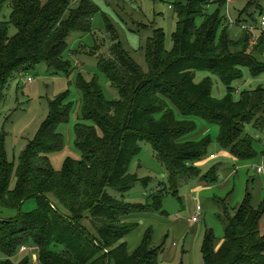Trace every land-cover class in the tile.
<instances>
[{
  "label": "trees",
  "instance_id": "1",
  "mask_svg": "<svg viewBox=\"0 0 264 264\" xmlns=\"http://www.w3.org/2000/svg\"><path fill=\"white\" fill-rule=\"evenodd\" d=\"M6 1L12 13L8 20L0 18V101L16 72L25 73L43 62L55 73L67 72L64 50L69 39L91 32L99 11L93 0ZM4 2L0 1V15ZM211 4L217 5L214 12L208 11ZM225 7L226 0L180 3L174 47L168 50L164 30L154 29L145 48L148 71L126 52L108 19V30L116 42L99 66L119 89L120 99L108 101L97 78L88 81L79 75L83 119L92 122L77 123L75 128L81 159L68 157L61 169L51 161L52 154L65 148L58 126L69 120L70 92L52 102L48 118L18 164L9 160L6 134L0 132L2 251L11 257L24 246L38 248L39 264H166L165 244L151 245L152 230L132 253L126 242H120L130 230L124 227L123 216L143 205L113 196L108 188L123 194L140 180L130 167L144 140L151 142L165 162L174 192L195 178L204 185L217 183L218 166L203 174L195 164L207 155L211 138H186L196 128L197 119L219 125L217 140L233 156L241 160L255 156V140L245 125L254 123L264 130V85L242 91L236 99L235 84L242 79L243 68L252 76L264 73V35L254 40L248 30L232 33L227 16L222 15ZM199 16L203 17L200 24ZM248 16L253 23L259 20L254 13ZM241 22L237 20L238 25ZM12 25L17 32L11 36ZM199 72L209 75L198 81ZM212 76L226 86L224 97L214 94ZM160 195L154 201L161 205ZM32 198L39 200L40 207L23 211ZM14 209L16 215L3 216L5 210ZM227 215L226 236L219 250L214 232L206 235L205 264H264V201L255 205L249 193L234 214ZM84 218L90 220L94 235L83 226ZM0 264H29V258L18 263L7 258Z\"/></svg>",
  "mask_w": 264,
  "mask_h": 264
},
{
  "label": "rangeland",
  "instance_id": "2",
  "mask_svg": "<svg viewBox=\"0 0 264 264\" xmlns=\"http://www.w3.org/2000/svg\"><path fill=\"white\" fill-rule=\"evenodd\" d=\"M1 1V0H0ZM188 0H93L99 11L93 18L92 31L82 35H73L64 50V57L69 62L67 72L55 73L47 63L43 62L25 73L16 72L9 78L5 98L0 101V132L6 134V151L11 162L18 164L21 153L30 141L35 139L40 128L48 118L52 102L66 92H70L73 102L72 111L67 122L58 126V131L64 135L65 148L61 152L51 155V161L56 169H61L66 158L81 159L82 153L75 143V128L77 123H92L84 120L82 114V93L78 88V78L82 74L91 81L97 78L105 98L108 101L120 99L119 89L112 84L107 74L99 66L102 56H110L112 45L116 42L113 34L108 30V19L115 30L126 52L142 67L149 70L145 48L153 37L154 29L162 28L165 32L166 48L174 47L173 34L178 26L177 6ZM258 2V3H257ZM264 11V0H235L230 5V17L236 22L247 21L253 23L248 14L254 13L260 19V8ZM217 9L216 4L208 7L209 12ZM246 11V12H245ZM12 8L5 0L0 18L8 20ZM222 15L227 16L226 8ZM203 17L197 18L198 23ZM231 32H239L235 25L230 26ZM17 29L11 26L10 35ZM260 53V58H261ZM209 75L205 72L197 74V80ZM29 77L33 80L29 81ZM213 77V92L217 97H224L226 86L216 76ZM264 85V73L252 76L248 68H243V77L236 86L235 98L248 89H256ZM220 128L216 123L197 119L196 128L186 138L200 140L205 136L211 138L208 153L202 160L195 162L202 168L203 174L218 166L219 180L212 185H204L199 178L183 182L178 192L170 186L166 164L162 161L153 145L148 140L141 143V150L134 158L130 172L139 175L140 180L127 193H120L114 188L108 192L120 199L143 206L126 216H123L124 227L130 229L120 242H126L130 253L141 244L151 230L152 244H165L166 253L163 257L166 264H205L203 245L208 231H213L216 250H219L226 236V221L228 212L235 210L250 193L255 205L264 201V173L258 172L264 166V130L254 123H247L245 131L255 140L256 154L246 160L238 159L228 150H224L217 138ZM215 154L216 158H211ZM149 178L145 183L143 180ZM16 184L13 178L12 187ZM202 184V185H201ZM161 194V205L156 204L154 198ZM197 197L203 210L198 222H193ZM53 203L57 201L51 196ZM160 205V210L156 207ZM40 207L37 198L29 199L23 206L25 212ZM61 211L69 214L67 209ZM17 210H5L4 217L14 216ZM94 235L89 219L82 220ZM264 231V222L262 225ZM10 258L18 263L29 258V264H39L38 248L20 250L9 257L0 249V261Z\"/></svg>",
  "mask_w": 264,
  "mask_h": 264
},
{
  "label": "built area",
  "instance_id": "3",
  "mask_svg": "<svg viewBox=\"0 0 264 264\" xmlns=\"http://www.w3.org/2000/svg\"><path fill=\"white\" fill-rule=\"evenodd\" d=\"M232 2H235V0H226V11H227V22H229L230 25H235L241 30H248L251 32L253 39L258 40L261 35H264V14L261 15L260 19L258 20L257 23H249L247 21L241 22L239 25L237 24V21L235 22L231 17H230V5ZM29 81H32L33 78L29 77ZM211 158H216L215 154L211 155ZM258 172L264 173V166H260L258 168ZM195 201L197 202L196 209H195V215L192 217L193 222H198L200 219V216L202 214L203 207L199 203V200L197 197H194ZM28 248L24 246L22 248V251L27 250Z\"/></svg>",
  "mask_w": 264,
  "mask_h": 264
}]
</instances>
